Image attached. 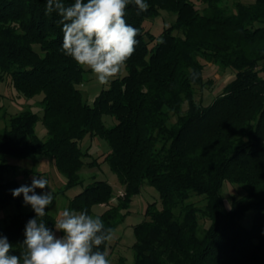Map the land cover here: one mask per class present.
<instances>
[{
  "label": "trees",
  "instance_id": "1",
  "mask_svg": "<svg viewBox=\"0 0 264 264\" xmlns=\"http://www.w3.org/2000/svg\"><path fill=\"white\" fill-rule=\"evenodd\" d=\"M224 1L146 0L140 15L130 3L125 19L140 34L128 73L90 103L81 87L86 69L60 50V17L46 14V0H0V83L10 82L28 100L43 93L42 114L25 107L0 128V212L15 208L0 216L10 254L19 255L36 214L23 209V195L11 194L22 184L5 177L19 168L8 157L44 155L66 177L52 191L54 201L84 184V166L109 164L124 185L119 204L111 203L112 184L96 179L69 198L68 208L86 209L114 232L146 181L160 192L161 202L148 203L134 224V264H264V0ZM162 10L175 12V20L155 35L145 22ZM209 62L234 77L205 103L197 87L211 83L204 73ZM105 115L116 122L107 124ZM39 120L46 136L37 132ZM87 135L105 138L110 150L94 155L83 147ZM226 181L245 190L230 206ZM97 204L107 207L96 214ZM52 205L43 219L55 231Z\"/></svg>",
  "mask_w": 264,
  "mask_h": 264
},
{
  "label": "clouds",
  "instance_id": "2",
  "mask_svg": "<svg viewBox=\"0 0 264 264\" xmlns=\"http://www.w3.org/2000/svg\"><path fill=\"white\" fill-rule=\"evenodd\" d=\"M130 3L137 7V15L148 11L146 0H74L70 6L63 0H46V14L55 12L60 17V50L90 70L101 85L109 84L121 72L139 43L140 29L125 19ZM48 185V179L39 175L33 176L31 185L11 190L14 198L23 195L24 204L36 215L25 226L19 255L10 254L13 245L0 234V264H110L106 246L114 229L106 227L99 216L86 209L65 208L54 222L55 231L46 226L45 210L53 204L54 195L51 190L42 194L35 190Z\"/></svg>",
  "mask_w": 264,
  "mask_h": 264
},
{
  "label": "rangeland",
  "instance_id": "3",
  "mask_svg": "<svg viewBox=\"0 0 264 264\" xmlns=\"http://www.w3.org/2000/svg\"><path fill=\"white\" fill-rule=\"evenodd\" d=\"M234 2V0H226L225 4L229 6ZM175 12L162 10L161 14L154 19H148L145 22L150 31L155 35H159L165 26H168L175 20ZM204 70L205 78L210 80L204 88L197 87L199 97L205 98V103L210 102L215 95L222 92L226 84L231 81L234 77V72L230 69H225L209 62L206 64ZM128 73V68L125 65L121 72L116 76H124ZM115 78V77H114ZM113 79V78H112ZM110 84V83H109ZM101 85L97 81L95 75L88 69H86L84 74V81L81 84L84 98L93 103L96 95L101 91L102 88L109 86ZM0 91L4 94L0 102L4 104V107L8 110L7 115L3 113L2 107H0V128H3L7 123V116L9 114H15L25 107H31L33 110L43 113V107L37 100L43 97V93L37 95L34 99L28 100L24 97H20L17 94L16 89L8 81L0 83ZM105 120L107 124H113L116 120L111 115H105ZM37 132L41 136H46V127L42 120H39L36 125ZM91 146L90 151L94 155L100 153H107L110 150V145L108 141L100 136L91 137L89 135L83 141V147ZM10 163H15L19 165L17 170H11L5 174L7 179L16 178L22 185H31L33 176L39 178V175L44 176L48 179L49 185L45 189H39L36 191L37 194H42L46 191H54L58 188L64 187L66 177L56 168L54 163L49 157L44 155H37L27 158H20L10 156L8 157ZM34 171L42 172V174H36ZM84 184L78 185L66 192L65 195H59L55 198V203L51 206V212L55 214L58 218L59 214L68 208V200L73 197L76 193L81 191L85 185L93 182L96 179H106L108 180L114 188V196L111 198V203L113 205L119 204V194L124 191V185L120 182L117 174L110 168L107 162H102L99 166L88 167L84 166L80 171ZM245 192L244 187L240 184L231 183L226 181L224 184V196L226 199L227 206L231 205L232 200L236 196H240ZM152 201L161 202L160 192L147 181L143 184L140 193L134 196L131 204V212L116 228L113 239L109 245L110 254V264H134V252L132 249V243L135 240V235L133 231L134 224L145 218V209L148 203ZM106 204H97L93 207L94 213L100 214L106 209ZM15 208L10 206L0 212V216H4L12 212ZM23 209H32L30 205H23ZM69 209V208H68ZM253 211H249L244 219L245 224L251 223ZM57 235H61L57 233Z\"/></svg>",
  "mask_w": 264,
  "mask_h": 264
}]
</instances>
